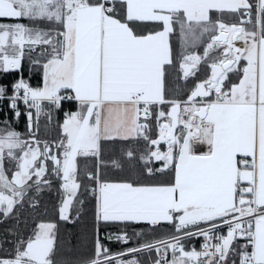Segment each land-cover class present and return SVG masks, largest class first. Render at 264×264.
<instances>
[{"label": "snow or ice", "instance_id": "obj_1", "mask_svg": "<svg viewBox=\"0 0 264 264\" xmlns=\"http://www.w3.org/2000/svg\"><path fill=\"white\" fill-rule=\"evenodd\" d=\"M9 74L0 264H264V0H0Z\"/></svg>", "mask_w": 264, "mask_h": 264}, {"label": "trees", "instance_id": "obj_2", "mask_svg": "<svg viewBox=\"0 0 264 264\" xmlns=\"http://www.w3.org/2000/svg\"><path fill=\"white\" fill-rule=\"evenodd\" d=\"M26 22V21H25ZM202 52V49H201ZM24 78L28 79L29 78V72H28V65H27V61L24 62ZM203 75V73L199 74L197 79L201 78ZM16 75L15 74H9L7 77L5 78H0V83H10L11 81H13L14 79H16ZM30 83L35 86L37 83V74L33 73L31 74V79H30ZM192 84L190 82L189 87H191ZM66 110H67V105L65 106ZM74 109V108H73ZM72 109V110H73ZM9 118H11L12 114L11 112L8 113ZM63 116L62 113H56L54 114V121L56 119H60L62 120ZM3 119V113H0V120ZM41 123L43 124V120L41 121ZM26 121L25 119L22 117L20 119V121L18 123L13 122V127L20 132H25L26 131V127H25ZM52 132L49 134L48 137L46 138H54L57 134H58V129L56 128L55 123L52 125ZM41 136L42 138L44 137V133H43V128L41 129ZM46 197L48 195L51 194H45ZM58 201L55 199L52 200H45V203H48L49 205V214L47 216H39L37 217V221H44V222H56L58 224V232H59V238L61 241H65L69 235L71 236V240H72V244L75 245L77 243H79V238L82 236V234H84L85 232L87 233L88 236V240L85 244V248L86 250L91 249V236H92V214H91V209H87L86 210V214L84 215L83 219L81 222L77 223V224H69V223H64V222H59L58 221V216L56 215L55 211L52 209L51 205L54 203H57ZM30 219V224H29V231L31 229V227H34L35 225L33 223H31V218ZM3 226L0 225V229H2ZM134 228L136 230H139L141 228L140 225H135ZM116 231L115 229H107L104 230L103 234H110L112 232ZM133 231V228H129L128 232L131 234V232ZM26 235L28 234L27 232L25 233ZM166 232H161V233H157V236L160 235H166ZM194 243V242H192ZM195 244V243H194ZM197 249H199V244H195ZM122 246L118 245V244H112V250L113 251H118Z\"/></svg>", "mask_w": 264, "mask_h": 264}, {"label": "built area", "instance_id": "obj_3", "mask_svg": "<svg viewBox=\"0 0 264 264\" xmlns=\"http://www.w3.org/2000/svg\"><path fill=\"white\" fill-rule=\"evenodd\" d=\"M21 109L23 110V105L22 104H21ZM194 243L200 245L201 241H199V240L198 241H194ZM113 252H116V251H113Z\"/></svg>", "mask_w": 264, "mask_h": 264}, {"label": "crops", "instance_id": "obj_4", "mask_svg": "<svg viewBox=\"0 0 264 264\" xmlns=\"http://www.w3.org/2000/svg\"><path fill=\"white\" fill-rule=\"evenodd\" d=\"M25 23H27V22H25ZM74 110V109H73Z\"/></svg>", "mask_w": 264, "mask_h": 264}]
</instances>
